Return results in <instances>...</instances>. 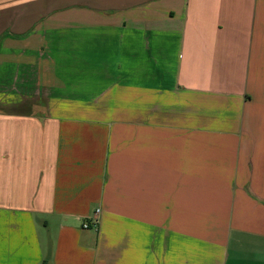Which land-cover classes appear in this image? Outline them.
Segmentation results:
<instances>
[{
    "label": "crops",
    "instance_id": "1",
    "mask_svg": "<svg viewBox=\"0 0 264 264\" xmlns=\"http://www.w3.org/2000/svg\"><path fill=\"white\" fill-rule=\"evenodd\" d=\"M45 262L264 264V0H0V264Z\"/></svg>",
    "mask_w": 264,
    "mask_h": 264
},
{
    "label": "built area",
    "instance_id": "2",
    "mask_svg": "<svg viewBox=\"0 0 264 264\" xmlns=\"http://www.w3.org/2000/svg\"><path fill=\"white\" fill-rule=\"evenodd\" d=\"M97 211H99V210H97ZM83 227H85V228H86V227H89V224H88V223H84V224H83Z\"/></svg>",
    "mask_w": 264,
    "mask_h": 264
},
{
    "label": "rangeland",
    "instance_id": "3",
    "mask_svg": "<svg viewBox=\"0 0 264 264\" xmlns=\"http://www.w3.org/2000/svg\"><path fill=\"white\" fill-rule=\"evenodd\" d=\"M1 6H2V5H1ZM42 235L45 237V239L47 238V234L42 233Z\"/></svg>",
    "mask_w": 264,
    "mask_h": 264
},
{
    "label": "trees",
    "instance_id": "4",
    "mask_svg": "<svg viewBox=\"0 0 264 264\" xmlns=\"http://www.w3.org/2000/svg\"><path fill=\"white\" fill-rule=\"evenodd\" d=\"M44 264H46V262Z\"/></svg>",
    "mask_w": 264,
    "mask_h": 264
}]
</instances>
